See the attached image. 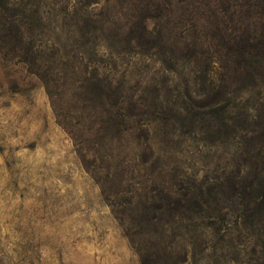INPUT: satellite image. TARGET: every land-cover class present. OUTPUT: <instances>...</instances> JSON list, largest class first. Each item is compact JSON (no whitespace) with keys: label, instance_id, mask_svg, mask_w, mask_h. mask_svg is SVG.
Instances as JSON below:
<instances>
[{"label":"rangeland","instance_id":"1","mask_svg":"<svg viewBox=\"0 0 264 264\" xmlns=\"http://www.w3.org/2000/svg\"><path fill=\"white\" fill-rule=\"evenodd\" d=\"M262 181L264 0H0V264H264Z\"/></svg>","mask_w":264,"mask_h":264},{"label":"trees","instance_id":"2","mask_svg":"<svg viewBox=\"0 0 264 264\" xmlns=\"http://www.w3.org/2000/svg\"><path fill=\"white\" fill-rule=\"evenodd\" d=\"M252 191L255 189H262L264 188V181L262 182H256L252 183ZM254 199V200H253ZM246 205L249 207L250 205L253 206L252 209H255L256 213L252 211V213L258 218V217H263L264 218V193L258 196H252L249 202L246 203ZM247 217V216H246ZM263 218H260L257 222H261V220L264 221Z\"/></svg>","mask_w":264,"mask_h":264}]
</instances>
